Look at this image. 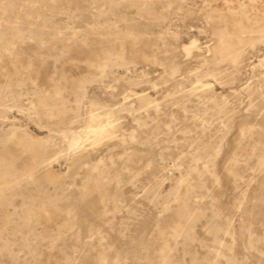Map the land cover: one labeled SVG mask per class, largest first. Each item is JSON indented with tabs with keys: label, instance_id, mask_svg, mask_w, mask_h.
<instances>
[{
	"label": "rangeland",
	"instance_id": "374dc122",
	"mask_svg": "<svg viewBox=\"0 0 264 264\" xmlns=\"http://www.w3.org/2000/svg\"><path fill=\"white\" fill-rule=\"evenodd\" d=\"M0 264H264V0H0Z\"/></svg>",
	"mask_w": 264,
	"mask_h": 264
},
{
	"label": "bare ground",
	"instance_id": "6f19581e",
	"mask_svg": "<svg viewBox=\"0 0 264 264\" xmlns=\"http://www.w3.org/2000/svg\"><path fill=\"white\" fill-rule=\"evenodd\" d=\"M260 37L263 38V35ZM182 49L185 55L190 57L194 49H198L197 41L191 40L188 44H184ZM195 85L196 86L194 88H200L202 91L211 89L209 83L206 84L198 81ZM133 95L136 96V98L144 105L150 103L151 101L146 94L134 93ZM100 105L101 104L98 102L93 103L92 106L95 108L88 111L86 121L80 130L77 132H68L64 135V141L67 145L68 152L72 153V166H77L85 160L84 153L86 151V145H90L92 147L98 146L102 144L105 139L113 138L116 133L118 124L116 123V125L114 123L115 120L112 119V113L114 114V111L98 112ZM53 174L54 173L52 172L51 167H48L44 172L46 177H54Z\"/></svg>",
	"mask_w": 264,
	"mask_h": 264
}]
</instances>
